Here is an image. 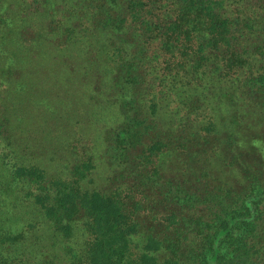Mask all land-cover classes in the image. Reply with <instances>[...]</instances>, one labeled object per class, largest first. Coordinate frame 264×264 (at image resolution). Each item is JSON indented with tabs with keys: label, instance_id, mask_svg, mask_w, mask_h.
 Masks as SVG:
<instances>
[{
	"label": "trees",
	"instance_id": "1",
	"mask_svg": "<svg viewBox=\"0 0 264 264\" xmlns=\"http://www.w3.org/2000/svg\"><path fill=\"white\" fill-rule=\"evenodd\" d=\"M0 129V264H264V0H0Z\"/></svg>",
	"mask_w": 264,
	"mask_h": 264
},
{
	"label": "rangeland",
	"instance_id": "2",
	"mask_svg": "<svg viewBox=\"0 0 264 264\" xmlns=\"http://www.w3.org/2000/svg\"><path fill=\"white\" fill-rule=\"evenodd\" d=\"M45 21H46V17L44 15H42V16H39L37 21H35L33 23L44 25ZM53 53L55 55L57 53L60 54L59 52H56L54 50H53ZM64 53H66V55H68L70 57L78 54L77 51H69V52H64ZM17 89H19V87ZM28 97L31 99H35L34 97H30V96H28ZM36 108L37 109L43 108V105L39 103L36 106ZM35 114L38 116L39 112L36 111ZM1 131H2V129H0V186H2L3 182H9L11 185H15L14 186V192H17V190L19 188V190H20L19 195L25 196L27 188H25L23 185L26 182L29 183L28 185H30V184H32V181L25 176H19L18 175L19 176L18 177L16 174L13 173L14 167L18 164V160H19L18 158L21 155L18 153V150H16V152H13L11 148L7 147L9 144L6 141H4L3 137H5V135ZM38 153H39V156L42 155V152H38ZM99 168H101L100 173H101L102 177L106 178V176L108 174L106 171L107 169L105 170V167L102 165L98 166V169ZM56 172L57 171H55L54 173H56Z\"/></svg>",
	"mask_w": 264,
	"mask_h": 264
}]
</instances>
